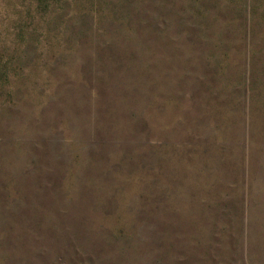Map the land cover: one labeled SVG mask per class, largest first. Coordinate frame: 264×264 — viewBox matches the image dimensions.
<instances>
[{
  "label": "rangeland",
  "instance_id": "1",
  "mask_svg": "<svg viewBox=\"0 0 264 264\" xmlns=\"http://www.w3.org/2000/svg\"><path fill=\"white\" fill-rule=\"evenodd\" d=\"M0 264H264V0H0Z\"/></svg>",
  "mask_w": 264,
  "mask_h": 264
}]
</instances>
